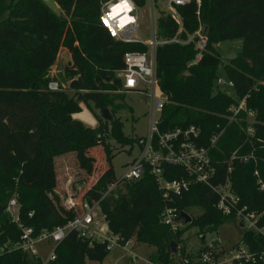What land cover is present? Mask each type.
<instances>
[{
	"label": "trees",
	"instance_id": "trees-1",
	"mask_svg": "<svg viewBox=\"0 0 264 264\" xmlns=\"http://www.w3.org/2000/svg\"><path fill=\"white\" fill-rule=\"evenodd\" d=\"M53 1L59 8L58 15L43 0H0V245L16 242L19 237L18 229L4 212L13 195L21 222L31 226L35 234L63 226L73 218V209L54 207L48 196L57 185L55 157L74 152L82 165L91 167L86 164L85 153L100 148L106 165L92 184L72 197L80 206L83 201L97 200L115 180L109 140L121 147L137 141L123 134V124L115 117L120 107L116 101L124 96L117 93L121 89L117 72L123 68L124 52L146 51V47L113 40L99 24V0ZM135 1L138 5L144 3ZM196 9L194 3L178 8L183 26L180 38L185 39L200 24L206 28L203 57L188 66L196 54L192 43L166 44L156 51L159 86L167 97L159 129L199 127L197 143L205 147H209L213 135L223 130L209 147L216 169L214 184L225 180L227 162L234 151H253L258 162L233 160L229 178L233 191L249 209L264 212V189H259L253 174L258 170L264 183V42L257 47L248 42L252 37H264V0H201L198 16ZM157 27L161 38L173 36L177 29L164 15L159 17ZM233 39L243 41L242 49L229 64H223V69L234 82L244 79L245 87L234 83L235 93L230 96L215 86L221 61L214 45ZM250 46L256 53L249 55L248 65L245 56ZM61 47L71 57L65 67L68 88L74 92L71 96L65 90H47V72ZM245 94L244 108L255 113L250 124L244 111L230 120L231 108L238 106ZM79 103H92L99 111L107 109L110 120H103L100 114L95 127L85 126L73 118L80 111ZM247 125L253 128V136L247 135ZM167 170L169 179L186 177L180 168ZM216 200L209 188L192 184L176 205L181 209L200 207L202 213L173 234L159 222L161 197L153 177L145 171L140 179L125 182L106 196L100 209L112 233L124 240L134 237L136 242L154 247L150 257L166 263L172 254L170 242L182 241L184 231L194 228L200 237L229 219L215 209ZM243 241L252 251L264 249V238L258 235L246 233ZM199 250L190 256H196ZM108 252L104 244L90 246L71 231L56 247L51 264L101 262ZM181 252L185 254L186 250ZM38 261L19 250L5 249L0 253V264Z\"/></svg>",
	"mask_w": 264,
	"mask_h": 264
},
{
	"label": "built area",
	"instance_id": "built-area-1",
	"mask_svg": "<svg viewBox=\"0 0 264 264\" xmlns=\"http://www.w3.org/2000/svg\"><path fill=\"white\" fill-rule=\"evenodd\" d=\"M159 1L165 4V8L159 6ZM191 3L196 4V15L198 16L201 0H144L142 5H138L135 0H99L98 21L110 37L120 43L140 44L146 47V51L132 50L124 52L122 56L123 68L117 72V76L121 80L119 92L144 94L148 98V134L145 137L137 138L133 145L138 148V153L126 164L123 174L119 178H115L97 200L92 202L83 201L80 206H76L72 198L68 200L70 209H73L75 214L63 226L35 234L31 226L21 222L17 198L16 195H13L8 200L4 212L10 222L18 229L19 237L16 242H6L0 245V253L5 249L19 250L28 257L38 258L37 264H51L55 260L56 247L69 232L75 231L90 246L94 243L104 244L107 251L120 247L131 256L133 261L137 260L138 257L133 253V245H130V239L124 240L119 234L112 233L108 229L104 215L101 213L100 202L125 182L138 180L145 171H148L154 179L162 201L159 222L173 234L184 229L188 224L184 221L183 213L191 219L193 217L187 212L190 208L181 209L176 205V202L183 197L184 193L188 192L192 184H201L216 195L215 209L222 215L229 217L228 220H232L241 231V245L236 244L232 249L225 250L218 246L216 241L205 243L204 236L210 233L206 232L202 235L203 240H201V236H197L199 244L193 248L186 245L183 233L180 237L182 241L175 242V252H172L166 263L148 257L146 260L141 259L143 264H243L245 262H264V249L252 251L243 241V235L246 233L264 238V222H262L264 212L249 209L233 191L229 178L233 160L237 159L244 163L248 161L258 162L253 151L246 154H238L237 150L234 151L227 162L225 180L222 183L214 184L213 179L216 177V169L210 158L209 147L216 143L223 130L213 135L209 147H205L197 143L200 134L199 127L191 125L166 131L159 129L161 111L167 103V97L160 89L156 73L157 48L166 44L185 45L192 43L196 54L188 66L196 64L206 51L207 36L201 24L195 32L187 34L185 39L180 38L183 26L178 8ZM145 6L150 11L148 38H143L140 35L141 14ZM161 15L169 16L177 25L173 36L160 37L157 22ZM215 86L219 89L223 86L230 88L234 87V82L217 77ZM47 90L62 91L64 86L50 76L47 82ZM246 97L247 94L242 97L238 106L231 108L233 114L230 120L238 112L244 111L248 124L254 121V111L244 108ZM246 133L249 137L253 136L251 125H247ZM168 167L182 169L186 177L169 179L170 172L169 170L166 171ZM253 174L259 184V189H264V183L261 182L258 170H255ZM74 207H77L78 210ZM28 216L31 217L32 214L29 213ZM42 242L52 243L50 252L44 261L38 257L35 249V246ZM182 249L186 250L185 254H182ZM197 250L199 251L196 256H190V253Z\"/></svg>",
	"mask_w": 264,
	"mask_h": 264
},
{
	"label": "rangeland",
	"instance_id": "rangeland-1",
	"mask_svg": "<svg viewBox=\"0 0 264 264\" xmlns=\"http://www.w3.org/2000/svg\"><path fill=\"white\" fill-rule=\"evenodd\" d=\"M158 4L161 8H165V4L162 1H159ZM141 20L140 35L143 38H148L150 29V11L147 6L142 10ZM248 42L250 45L257 47L260 42H264V37H252ZM242 43L243 41L241 39H233L218 42L214 45L221 61V64L216 71L218 77H221L226 81L230 80L223 69V64H229V61L239 54L242 49ZM249 51V54L245 56L248 65L250 62L249 55L256 53L251 46L249 47ZM68 60V50L61 47L53 64L47 72V76L49 78L52 76L53 79L59 81L64 86L66 93L71 96L74 92L68 88L70 80L65 76V67L68 65ZM244 77H246V75H244ZM243 80L244 79L242 78H238V82L237 80L233 82L245 87ZM220 88L230 96H233L235 93V87L227 88L223 86ZM117 93L124 94L121 92ZM116 103H118L120 107L117 110L115 117L119 118L123 124V134L134 139L145 137L149 130L148 98L144 94L125 93L123 99L116 101ZM79 105L80 111L73 114V118L87 127H95L98 123L100 111L96 109L92 103H79ZM109 144L112 149V154H114V157L111 160V166L115 178H119L123 174L126 164H128L138 153V148L136 145H126L121 147L113 140H109ZM99 149V147H96L85 153L87 160L86 164H89L91 167L82 165L79 155L74 152L54 158L57 185L53 194L48 195L52 200L54 207L60 206L65 210H70L68 200L73 196L80 194L84 188L89 184H92L98 176L101 168L103 170L106 163L104 162V156ZM74 208L78 210L77 207ZM187 212L195 217L202 213V209L200 207H191ZM196 233L197 230L194 228L184 231L183 237L187 246L195 248L199 244ZM212 241H216L218 246L225 250L232 249L236 244L241 245V231L232 220H226L220 224L216 230L207 233L204 236L205 243H210ZM130 245H133V253L138 257L135 261H133L131 256L120 247H115L108 252L107 256L101 262L85 260L84 264H143L141 259L146 260L155 250L152 246L136 242L134 237L130 238ZM51 246V242H42L35 246L38 257L41 260L44 261L46 259Z\"/></svg>",
	"mask_w": 264,
	"mask_h": 264
},
{
	"label": "water",
	"instance_id": "water-1",
	"mask_svg": "<svg viewBox=\"0 0 264 264\" xmlns=\"http://www.w3.org/2000/svg\"><path fill=\"white\" fill-rule=\"evenodd\" d=\"M44 4L56 15L59 14V8L57 7V5L55 4V2L53 0H43ZM206 28H204V32L206 33ZM101 117L103 120H110L111 115L109 114V111L107 109H103L100 111ZM184 221L186 223H190L191 218L186 215V214H182ZM201 240H203V236L200 237ZM170 249L172 252H175V242H170Z\"/></svg>",
	"mask_w": 264,
	"mask_h": 264
},
{
	"label": "crops",
	"instance_id": "crops-1",
	"mask_svg": "<svg viewBox=\"0 0 264 264\" xmlns=\"http://www.w3.org/2000/svg\"><path fill=\"white\" fill-rule=\"evenodd\" d=\"M69 53V52H68ZM70 60H71V57H70V54H69V60H68V63L70 62Z\"/></svg>",
	"mask_w": 264,
	"mask_h": 264
},
{
	"label": "snow or ice",
	"instance_id": "snow-or-ice-1",
	"mask_svg": "<svg viewBox=\"0 0 264 264\" xmlns=\"http://www.w3.org/2000/svg\"><path fill=\"white\" fill-rule=\"evenodd\" d=\"M119 7V6H118Z\"/></svg>",
	"mask_w": 264,
	"mask_h": 264
}]
</instances>
